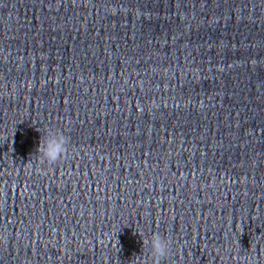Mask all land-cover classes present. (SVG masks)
<instances>
[{
	"label": "water",
	"instance_id": "obj_1",
	"mask_svg": "<svg viewBox=\"0 0 264 264\" xmlns=\"http://www.w3.org/2000/svg\"><path fill=\"white\" fill-rule=\"evenodd\" d=\"M138 232L264 264V0H0V264H131Z\"/></svg>",
	"mask_w": 264,
	"mask_h": 264
},
{
	"label": "clouds",
	"instance_id": "obj_2",
	"mask_svg": "<svg viewBox=\"0 0 264 264\" xmlns=\"http://www.w3.org/2000/svg\"><path fill=\"white\" fill-rule=\"evenodd\" d=\"M108 8L106 11H112ZM67 137L58 130L45 129L43 136H40L35 149L36 162L39 165H54L60 161L67 150ZM137 236L141 241L140 254L138 259L131 261V264H164L168 261L172 252L171 241L159 233H153L145 238L143 233L138 232Z\"/></svg>",
	"mask_w": 264,
	"mask_h": 264
}]
</instances>
